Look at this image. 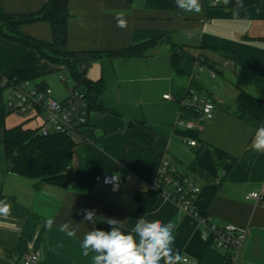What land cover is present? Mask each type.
Here are the masks:
<instances>
[{"label": "crops", "instance_id": "crops-1", "mask_svg": "<svg viewBox=\"0 0 264 264\" xmlns=\"http://www.w3.org/2000/svg\"><path fill=\"white\" fill-rule=\"evenodd\" d=\"M47 1L0 0V5L10 14H29ZM68 9L66 45L71 51L102 53L149 39L158 42L146 57L103 55L82 66L85 79L102 82L97 98L102 110L88 108L87 123L69 134L75 146L67 187L37 183L9 170L3 133L25 121L5 109L0 94V201L10 206L9 215H0V264H11L26 251L39 253L34 264H93L96 253L82 255L84 233L93 228L110 230L101 217L125 221L122 231L129 233L141 216L175 223L174 252L197 264H222L223 249L202 238L194 215L157 192L152 204L137 200L138 193L152 192L162 159L199 186L192 202L196 213L219 225L247 227L234 264H264V206L245 197L254 190L264 193V150L253 147L256 124L232 110L239 89L264 99V0L235 11L209 4L199 14L149 9L145 0H69ZM117 12L126 14L124 29L117 27ZM21 32L52 39L46 21L24 24ZM171 47L181 55L180 75L171 65ZM61 67L0 36V76L23 71L62 99L65 91L59 92L51 74L66 70ZM188 87L214 102L212 119L200 121L197 111L181 106ZM166 94L170 98H164ZM181 120L194 127L179 124ZM204 149L211 153L215 177L197 165ZM105 173L119 176L117 191L96 183L95 176ZM84 208L97 211L95 224L81 223L79 210ZM49 217L55 220L51 229L44 227ZM69 219L77 227L75 237L59 229Z\"/></svg>", "mask_w": 264, "mask_h": 264}, {"label": "trees", "instance_id": "trees-1", "mask_svg": "<svg viewBox=\"0 0 264 264\" xmlns=\"http://www.w3.org/2000/svg\"><path fill=\"white\" fill-rule=\"evenodd\" d=\"M201 2L203 11L209 5V0H201ZM68 3L69 0H48L40 10L29 14H10L0 5V36L9 42L33 49L41 59L61 65V68L68 71L72 80L86 89L88 108L102 110V107L97 105L102 82L91 83L85 79L82 66L89 60L103 55L114 58L146 57L156 47L158 40L149 39L126 48L102 53L71 51L66 45ZM252 4L253 0H244V7L240 9ZM219 5L234 9L235 0L228 5L223 3ZM145 7L155 10L178 9L175 0H145ZM38 21L49 23L52 33L51 41L39 40L21 32L22 25ZM180 61L181 55L175 47H171V65L178 75L182 74ZM12 75L18 79L29 78L23 71H15ZM191 110L189 111L192 113ZM232 110L238 117L255 123L257 129L264 126V99L255 98L239 89L233 101ZM3 142L10 171L31 178L37 183L46 182L62 187L70 184L68 171L75 142L69 134L58 132L44 136L38 133L36 127H27L20 123L4 130ZM154 195L153 191L141 192L136 198L141 203L152 204Z\"/></svg>", "mask_w": 264, "mask_h": 264}, {"label": "built area", "instance_id": "built-area-1", "mask_svg": "<svg viewBox=\"0 0 264 264\" xmlns=\"http://www.w3.org/2000/svg\"><path fill=\"white\" fill-rule=\"evenodd\" d=\"M209 4L217 3L215 0H209ZM211 74L214 75L213 70ZM61 80L66 85V95L62 99H57L50 87L32 84L31 79H18L15 75L0 76L3 105L9 113L21 117L25 122L40 119L41 122L36 128L41 135L77 132L88 121L87 97L73 82L67 83L70 81L69 77L62 75ZM163 96L170 98L169 94ZM180 104L197 111L200 121L210 120L214 116V102L206 95L195 93L191 87L186 89ZM179 124L187 128L194 127L190 121L181 120ZM188 144L195 145V141L189 140ZM112 176L110 173L98 174L95 181L100 185L112 187ZM106 180L109 182L105 183ZM151 190L174 202L179 209L194 215L201 226L202 238L223 249L222 264H234L245 239L247 227L231 223L219 225L208 215L196 213L192 208V202L200 190L199 186L188 175L174 167L168 159L161 160ZM245 197L254 199L264 206V193L261 190L250 191ZM182 256L186 257L188 264H197L196 260L189 259L184 254ZM38 259L37 251H26L14 257L11 264H34Z\"/></svg>", "mask_w": 264, "mask_h": 264}, {"label": "clouds", "instance_id": "clouds-1", "mask_svg": "<svg viewBox=\"0 0 264 264\" xmlns=\"http://www.w3.org/2000/svg\"><path fill=\"white\" fill-rule=\"evenodd\" d=\"M217 4L228 5L232 0H215ZM178 9L186 13H201L203 5L201 0H175ZM244 7V0H235L234 11ZM124 12H117L115 19L117 27H127ZM256 151L264 150V126L257 129L253 140ZM109 181L106 180L105 183ZM112 190L119 188V176L113 174L111 177ZM10 214V206L5 201H0V215ZM83 222L95 224L97 222V211L95 209H80ZM104 223L110 226V230L93 228L84 233L81 248L82 255L87 257L89 252L96 253L92 257L93 264H188L185 256L177 250L173 251L172 245L175 241V223H164L161 220H148L144 216L137 219L134 227L129 233L122 231L125 221L111 217H101ZM55 223L52 217L44 221V227L51 229ZM76 224V223H75ZM59 229L70 237H75L77 227L69 219L59 225Z\"/></svg>", "mask_w": 264, "mask_h": 264}, {"label": "water", "instance_id": "water-1", "mask_svg": "<svg viewBox=\"0 0 264 264\" xmlns=\"http://www.w3.org/2000/svg\"><path fill=\"white\" fill-rule=\"evenodd\" d=\"M197 165L204 169L209 175L217 176V169L213 164L211 153L208 149H204L197 157Z\"/></svg>", "mask_w": 264, "mask_h": 264}, {"label": "rangeland", "instance_id": "rangeland-1", "mask_svg": "<svg viewBox=\"0 0 264 264\" xmlns=\"http://www.w3.org/2000/svg\"><path fill=\"white\" fill-rule=\"evenodd\" d=\"M51 74L53 75L52 80H54L59 92L62 93L65 91V95H66V86L64 87L65 83L61 80V76L63 75V76L69 77L70 81H68L67 83L71 84L73 82V80L70 77L68 71L67 70H61V71L57 70V71H53ZM32 84H35V83L32 81ZM64 88H65V90H64ZM36 121L37 120H29V121L25 122L24 125L27 127H33L36 124Z\"/></svg>", "mask_w": 264, "mask_h": 264}]
</instances>
